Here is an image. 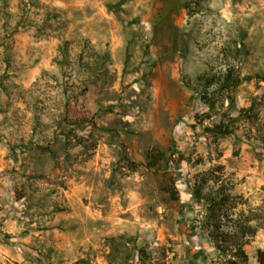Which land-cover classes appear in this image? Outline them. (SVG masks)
<instances>
[{
  "label": "rangeland",
  "instance_id": "374dc122",
  "mask_svg": "<svg viewBox=\"0 0 264 264\" xmlns=\"http://www.w3.org/2000/svg\"><path fill=\"white\" fill-rule=\"evenodd\" d=\"M259 75L264 0H0V264H243L196 181L262 214L264 264Z\"/></svg>",
  "mask_w": 264,
  "mask_h": 264
},
{
  "label": "trees",
  "instance_id": "16d2710c",
  "mask_svg": "<svg viewBox=\"0 0 264 264\" xmlns=\"http://www.w3.org/2000/svg\"><path fill=\"white\" fill-rule=\"evenodd\" d=\"M258 77L264 79V75H259ZM246 79L230 67L221 73L218 78H216V75L205 78V83L233 90ZM209 129L216 134L230 132L229 128L223 123ZM158 155L163 154L159 153L155 155L154 157L157 160L160 159L156 158L159 157ZM155 164L156 160L152 161L150 165L154 166ZM203 183L205 182H195L193 194L198 202L203 203L207 217L201 222V225L196 224L195 227H200L202 230L207 231L219 251L224 253L232 252L231 256H236L240 259L241 263L247 264L248 254L245 250V245L248 243L249 238L258 231L263 221L262 214H245L242 211L230 212L229 206L233 196L229 189L224 187V185H220L217 188L212 187L204 191ZM198 220L200 222L199 218H196L195 221ZM139 252L141 253V259L147 257L144 249H139ZM230 262L232 264H239L238 260L230 259Z\"/></svg>",
  "mask_w": 264,
  "mask_h": 264
}]
</instances>
